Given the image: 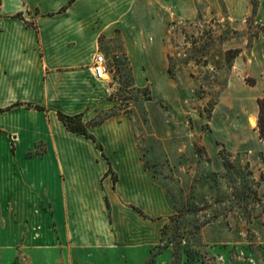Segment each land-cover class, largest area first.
<instances>
[{"label":"rangeland","instance_id":"1","mask_svg":"<svg viewBox=\"0 0 264 264\" xmlns=\"http://www.w3.org/2000/svg\"><path fill=\"white\" fill-rule=\"evenodd\" d=\"M217 1L218 9L212 13L209 0H196V22L172 21L166 43L171 79L159 68L156 76L160 86L136 83L128 61L116 55L117 42L105 53L113 80L104 84L106 106L90 124L99 125L110 118L126 127L128 142L138 150L140 171L146 174V180L137 186H146L162 207H153L148 199L143 203L119 197L120 183L128 189L132 185L121 162L126 153L111 146L110 154L105 153L104 170L97 168L100 216H91L98 208L96 200L86 203L77 190L80 198L70 206L67 227L60 229L46 190L28 195L29 210L0 192L2 264L6 259H14L11 264H28L30 250L41 253L36 257L43 254L44 259H64L62 264H86L85 259L92 264H264V167L251 164V157L254 165L257 162L256 151L252 153L255 149L260 165L264 159L257 134L259 112L257 118L254 116L255 125L251 124L256 127L249 126L255 102L261 97L257 93L264 89L263 85L259 90L264 81V34L258 38L264 0H247L257 9L252 15L240 12L236 7L239 0ZM160 8L143 18L155 50L160 48L159 39L167 32L166 20L171 14L168 8ZM37 14L33 8L29 15L15 17H27L33 27L32 18ZM12 37L17 39L18 34ZM248 78L257 79L251 90L246 87ZM151 113L161 130L176 127L179 137L169 130L167 140L176 142L184 136L179 159L164 150L150 125ZM100 132L115 142L124 133L113 128ZM44 133L25 140L34 144L25 153L26 159H53L55 140ZM6 140L13 145L22 142L13 133ZM99 144L108 147L106 141ZM12 152L17 153L16 145ZM224 158L231 169L225 168ZM82 170L86 171V166ZM248 170L251 176H247ZM66 176L61 175L62 181ZM86 216L90 226L100 225L98 232L92 227L86 233ZM7 225L14 232L3 231ZM41 231L52 235V244L33 240Z\"/></svg>","mask_w":264,"mask_h":264},{"label":"crops","instance_id":"2","mask_svg":"<svg viewBox=\"0 0 264 264\" xmlns=\"http://www.w3.org/2000/svg\"><path fill=\"white\" fill-rule=\"evenodd\" d=\"M209 3L211 12H216L218 1L209 0ZM251 4L247 0H239L236 7L243 15H252L257 9L252 1ZM160 7L168 8L171 14L166 20L167 32L159 39L160 48L155 50L146 31L148 27L144 26L147 21L143 18L154 14L155 9L162 10ZM33 8L38 12L32 18L35 26L29 25L27 17H23L24 20L15 17L17 14L24 16V13L29 15ZM198 15L196 0H0V109L4 110L0 112V192L6 199L13 198L20 208L29 210L31 198L28 195L46 190L55 207L58 226L64 229L67 227L65 222L69 218L70 206L80 198L76 194L78 190L83 193L86 203L91 204L93 199L96 200L98 208L91 216H100L103 211L102 203L98 202L97 168L104 170L105 153L110 154V148L114 146L126 153L121 157V162L126 169L127 181L132 185L128 189L120 183L117 189L119 197L128 201L134 198L143 203L148 199L153 207H162L158 198L146 186H137L141 180H146V174L140 171L138 150L128 142L126 127L114 123L110 118L104 119L99 125L90 124L100 113V109L106 106L104 84L111 82L96 81L92 65L98 54L106 56L105 53L111 51V43L117 42L119 48L116 55L118 58L123 56L128 61L136 83L144 85L151 82L156 87L159 85L156 76L159 68L166 70L167 76L171 77L166 43L171 34L172 21L193 23ZM258 24L259 38L261 33L264 34V20H260ZM15 34H18L17 39L12 37ZM145 73H148L147 77ZM246 85L249 89L252 88L247 82ZM263 85L264 81L259 90ZM257 94L264 98V89ZM31 104L43 107L45 111L36 110L35 106L28 107ZM59 112L70 117L81 115L83 122L89 126V134L96 138L97 143L69 132L59 119ZM258 112V102H255V111L249 117L251 129L256 127L251 124ZM151 114L150 125L157 132L158 139L162 140L164 150L179 159V145L184 136L176 142L172 141L173 143L167 140L169 130L175 131L174 135L179 137L176 127L161 130L155 124L154 114ZM107 128L122 129L124 133L115 142L101 134L100 131ZM11 133L13 136L18 134L22 139V142L20 140L15 144L16 154L12 152L15 145L6 140ZM42 133L55 140L51 146L53 159H26L25 153L30 152L34 144H26L25 140H31L36 134ZM257 134L261 142L259 150L264 156V141L260 139L259 128ZM99 141H106L108 147L104 149ZM98 145L102 146L103 151ZM254 151L257 162L254 165L251 157V164L256 168L264 167V159L260 165L258 151L255 149L252 153ZM85 166L86 171H83ZM108 166L110 168L109 163ZM62 174H67L65 182L61 179ZM107 174L108 171L105 176ZM107 201L108 198L105 197L109 211ZM88 218L86 216V233L93 227ZM99 227L100 225H96L92 230L98 232ZM2 229L13 231L8 225ZM33 240L53 242L48 231H41ZM33 252L34 250H30V259H26L28 264H62L64 261L44 259L46 255L43 254L36 257L41 253ZM13 260L5 261L6 264H11ZM67 260L71 262V259ZM85 260L86 264H92L88 259ZM2 263L3 259H0V264Z\"/></svg>","mask_w":264,"mask_h":264},{"label":"trees","instance_id":"3","mask_svg":"<svg viewBox=\"0 0 264 264\" xmlns=\"http://www.w3.org/2000/svg\"><path fill=\"white\" fill-rule=\"evenodd\" d=\"M169 72H170V70H169ZM246 82L248 85H250L252 87L255 86L257 83L256 79H254V78H248V79H246ZM257 102H258V106H259V118H258L259 136H260V139L262 141H264V98L258 99ZM28 107H31V105H28ZM34 109L39 110V111H45V109L43 107H40V106H35ZM0 112H4V110L0 109ZM58 115H59V119L63 122V124L65 125L66 129L69 132H71L75 135H78V136H84L85 138L92 140L94 143H97L96 138L89 134V132H88L89 126L83 122L81 115L70 117V116L64 115L61 112H59ZM98 147L101 149V151H103V148L101 145H98ZM199 152H201L200 149H199ZM223 152H224V150L222 151V153L220 152V155L224 154ZM224 165H225V168H227V169H231V167H232L231 164L229 163V161L225 158H224ZM247 166L249 168L250 164L247 163ZM110 171H111V167L109 169V172ZM247 174H248L247 176H251L252 171L248 170ZM261 177H262V179H264V173L261 174ZM107 207H108V209L110 208L108 201H107ZM134 210H136L141 216L143 215V212L140 211L139 209H137L136 207H134Z\"/></svg>","mask_w":264,"mask_h":264},{"label":"built area","instance_id":"4","mask_svg":"<svg viewBox=\"0 0 264 264\" xmlns=\"http://www.w3.org/2000/svg\"><path fill=\"white\" fill-rule=\"evenodd\" d=\"M93 77L98 82L112 81L111 66L103 54H98L92 65Z\"/></svg>","mask_w":264,"mask_h":264},{"label":"bare ground","instance_id":"5","mask_svg":"<svg viewBox=\"0 0 264 264\" xmlns=\"http://www.w3.org/2000/svg\"><path fill=\"white\" fill-rule=\"evenodd\" d=\"M255 123H256V119H253V121H252V125L254 126Z\"/></svg>","mask_w":264,"mask_h":264}]
</instances>
